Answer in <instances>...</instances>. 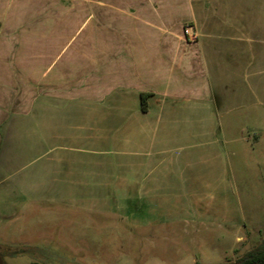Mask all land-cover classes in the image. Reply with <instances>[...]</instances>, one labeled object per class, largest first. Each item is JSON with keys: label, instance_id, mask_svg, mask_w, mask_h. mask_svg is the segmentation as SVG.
Returning <instances> with one entry per match:
<instances>
[{"label": "crops", "instance_id": "obj_1", "mask_svg": "<svg viewBox=\"0 0 264 264\" xmlns=\"http://www.w3.org/2000/svg\"><path fill=\"white\" fill-rule=\"evenodd\" d=\"M70 7L0 0V227L42 203L141 235L242 226L225 134L264 109V0Z\"/></svg>", "mask_w": 264, "mask_h": 264}, {"label": "rangeland", "instance_id": "obj_2", "mask_svg": "<svg viewBox=\"0 0 264 264\" xmlns=\"http://www.w3.org/2000/svg\"><path fill=\"white\" fill-rule=\"evenodd\" d=\"M89 0H45L59 11L45 18L83 19L70 7ZM92 14V13H89ZM27 96L34 98L35 76H28ZM14 85V84H13ZM13 88V98H19ZM239 111L228 119L225 134L231 176L243 214L240 227L170 229L141 235L127 223L71 207L23 205L0 227L6 264H229L264 240V109ZM260 113V114H259Z\"/></svg>", "mask_w": 264, "mask_h": 264}, {"label": "trees", "instance_id": "obj_3", "mask_svg": "<svg viewBox=\"0 0 264 264\" xmlns=\"http://www.w3.org/2000/svg\"><path fill=\"white\" fill-rule=\"evenodd\" d=\"M149 97L150 95L148 94L141 95L142 108L144 111H147L148 109L147 101ZM5 251H7L6 247L0 245V264H6ZM229 264H264V240H262L255 248L238 258L235 262Z\"/></svg>", "mask_w": 264, "mask_h": 264}, {"label": "built area", "instance_id": "obj_4", "mask_svg": "<svg viewBox=\"0 0 264 264\" xmlns=\"http://www.w3.org/2000/svg\"><path fill=\"white\" fill-rule=\"evenodd\" d=\"M185 34L190 38V39H195L196 38V32L193 27H186L185 28Z\"/></svg>", "mask_w": 264, "mask_h": 264}]
</instances>
